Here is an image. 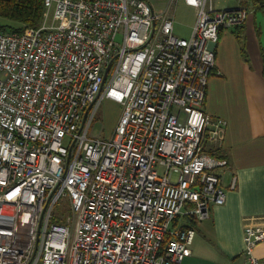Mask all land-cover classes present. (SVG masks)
Returning <instances> with one entry per match:
<instances>
[{
  "label": "built area",
  "instance_id": "1",
  "mask_svg": "<svg viewBox=\"0 0 264 264\" xmlns=\"http://www.w3.org/2000/svg\"><path fill=\"white\" fill-rule=\"evenodd\" d=\"M44 0L40 25L0 30V264H180L198 220L225 202L229 161L204 148L223 119L204 111L220 30L243 6L183 0ZM104 98L121 104L107 138L90 134ZM68 202L69 214L58 207ZM245 264H264V217L243 226Z\"/></svg>",
  "mask_w": 264,
  "mask_h": 264
},
{
  "label": "crops",
  "instance_id": "2",
  "mask_svg": "<svg viewBox=\"0 0 264 264\" xmlns=\"http://www.w3.org/2000/svg\"><path fill=\"white\" fill-rule=\"evenodd\" d=\"M148 1L161 11L166 0ZM259 5L250 0L245 22L220 30L204 102L212 119L224 121L218 140H206L204 148L228 159L224 182L235 174L237 184L227 190L224 203L211 206L209 218L194 217L190 222L185 215L176 218L177 224L195 229L191 254L180 264H245L244 223L264 217V6ZM257 17L263 20L258 23ZM195 19L196 14L192 25ZM254 254L264 257V242Z\"/></svg>",
  "mask_w": 264,
  "mask_h": 264
},
{
  "label": "rangeland",
  "instance_id": "3",
  "mask_svg": "<svg viewBox=\"0 0 264 264\" xmlns=\"http://www.w3.org/2000/svg\"><path fill=\"white\" fill-rule=\"evenodd\" d=\"M169 0L164 1L163 10L166 9ZM216 5H224V6H243L247 9H251L250 0H214ZM174 33L178 36L188 37L191 34L192 23L194 21V17L196 14V9L193 6L187 5L183 0H179L174 7ZM156 11H159L156 10ZM160 12V11H159ZM253 17V14H250ZM250 17V18H251ZM249 18V19H250ZM261 20H263L261 18ZM260 18L257 17V22H261ZM264 30V26H262ZM121 113V104L109 98H104L94 115V118L90 127V134L99 136L102 138H107L112 131L114 130L118 119ZM68 202L62 206V208L58 207V215L59 217L65 218L69 212Z\"/></svg>",
  "mask_w": 264,
  "mask_h": 264
},
{
  "label": "trees",
  "instance_id": "4",
  "mask_svg": "<svg viewBox=\"0 0 264 264\" xmlns=\"http://www.w3.org/2000/svg\"><path fill=\"white\" fill-rule=\"evenodd\" d=\"M258 1L259 6L263 7L264 0ZM44 10V0H0V30L13 31L29 26L36 27L42 22ZM185 217L189 222L194 221L192 215ZM187 225L191 226V224Z\"/></svg>",
  "mask_w": 264,
  "mask_h": 264
}]
</instances>
